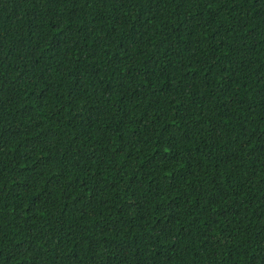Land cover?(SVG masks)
<instances>
[{
	"label": "trees",
	"instance_id": "obj_1",
	"mask_svg": "<svg viewBox=\"0 0 264 264\" xmlns=\"http://www.w3.org/2000/svg\"><path fill=\"white\" fill-rule=\"evenodd\" d=\"M0 264H264V0H0Z\"/></svg>",
	"mask_w": 264,
	"mask_h": 264
}]
</instances>
